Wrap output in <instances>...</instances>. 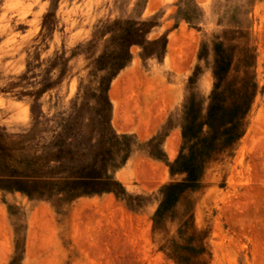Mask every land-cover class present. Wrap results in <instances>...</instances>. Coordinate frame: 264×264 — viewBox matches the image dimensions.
<instances>
[{"label":"rangeland","instance_id":"374dc122","mask_svg":"<svg viewBox=\"0 0 264 264\" xmlns=\"http://www.w3.org/2000/svg\"><path fill=\"white\" fill-rule=\"evenodd\" d=\"M128 21L146 22L151 39L166 36L168 68L187 63L183 104L207 106L215 43L232 49L229 80L240 84L248 71L258 85L235 150L156 223L160 188L183 177L134 163L138 153L156 152L158 140H116L106 113L97 114L114 72L102 71L108 60L97 56ZM131 52L137 57L139 48ZM182 106L169 126L180 123ZM36 121L37 150L58 134L76 151L66 170L96 160L124 192L64 202L0 190V264H264V0H0V130L26 134ZM128 148L133 160L115 170Z\"/></svg>","mask_w":264,"mask_h":264},{"label":"trees","instance_id":"16d2710c","mask_svg":"<svg viewBox=\"0 0 264 264\" xmlns=\"http://www.w3.org/2000/svg\"><path fill=\"white\" fill-rule=\"evenodd\" d=\"M123 26L119 34L107 40L108 44L113 45L112 49L109 50L106 46L97 56L98 61L104 58L108 60V64L101 68L102 71L108 67L114 68L104 89V108L97 110V114L101 117L106 113L105 126L116 140L127 137L116 135L110 125L111 104L108 91L112 80L130 62L131 47L139 46L146 55H154L163 53L166 46L165 37L158 41L147 40L150 29L144 28L147 26L146 22L128 21L124 22ZM159 42L162 44L161 49L155 47ZM212 50L215 83L205 108L201 102L192 98L185 106L183 147L175 161L169 165L172 176L181 175L183 178L161 187L162 200L154 214L155 223L161 215L171 212L184 195L198 190L206 166L231 152L246 132L247 116L257 95L258 85L254 77H249L248 71L247 74L245 72L246 79L240 84L234 79L229 80L234 57L232 49L219 42L213 45ZM206 51L207 46L203 44L198 56L199 61L204 60ZM192 80L191 77L190 81ZM48 89L47 86L45 90ZM38 124L36 121L32 130L20 135L0 130V190L20 193L30 200L62 198L64 202L114 193V187H119L124 192L122 185L115 180L110 169L106 168L107 165H99L96 160L66 170L64 160L73 161L76 151L72 146L65 148L61 145L62 140L58 134L50 145L43 147L41 151L37 150L33 142L37 136ZM99 136L102 148V139L106 136L104 132ZM103 151L110 153L111 149ZM126 151L127 154L121 163L113 165L117 166L115 170L127 161L131 150L128 148Z\"/></svg>","mask_w":264,"mask_h":264},{"label":"crops","instance_id":"0c3cea01","mask_svg":"<svg viewBox=\"0 0 264 264\" xmlns=\"http://www.w3.org/2000/svg\"><path fill=\"white\" fill-rule=\"evenodd\" d=\"M163 37L166 39L163 53L146 55L141 47L133 46L139 48V54L137 57H132L131 50L133 47H131L130 62L116 75L109 87L110 125L116 135L133 138L147 146L158 140L156 152L147 150L145 153H138L137 160H133L129 156L123 166L129 165L132 160L135 163V161L142 159V166L157 167L162 174L168 173L174 177L170 174L169 165L178 157L184 143L182 129L187 101L185 104L183 102L187 63H183L182 68L179 69L180 60L175 59L174 66L168 68L166 60L171 49V43L167 41L166 36L152 39L147 36V40L158 41ZM155 47L161 49L162 44L159 42L155 44ZM181 71L184 73V77L180 74ZM181 106L183 111L180 123L169 126L173 114ZM239 141L232 151L235 150ZM225 155L228 153L213 162L221 161Z\"/></svg>","mask_w":264,"mask_h":264}]
</instances>
